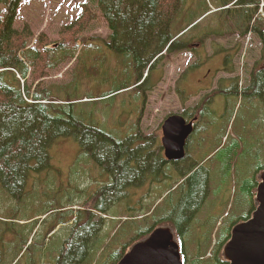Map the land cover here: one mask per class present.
Wrapping results in <instances>:
<instances>
[{"label":"trees","instance_id":"1","mask_svg":"<svg viewBox=\"0 0 264 264\" xmlns=\"http://www.w3.org/2000/svg\"><path fill=\"white\" fill-rule=\"evenodd\" d=\"M22 1L0 0V264H18L27 253L25 264H115L124 255L129 240L143 239L160 225H168L175 230L187 264H226L220 257L221 249L229 238L232 226L247 220L253 211L256 175L264 166L258 165L254 174H242L240 169L249 171L246 157L251 154L244 153L245 157H238L234 166L235 186L246 194L249 202L244 207L235 208L232 217L215 232L214 225L197 224V217L210 195L211 174L207 167L201 165L202 162L191 159V150L183 159H189L186 171L179 168L183 160L166 161L161 146L153 136H144L137 129L136 133L120 138L104 127L96 114L100 111L99 105L132 91L144 95V106L146 95L155 87L154 73L163 62L164 53L184 51L192 40L203 41L211 36L219 38L226 31L244 38L251 33L254 39L259 40L260 49L264 52V19L256 18L259 1L213 0L214 6L205 7L203 12H189L193 0H93L96 10L90 11L88 6L82 5L80 23L84 25L87 20L92 21L95 18L93 12L98 13L109 33L106 39L94 37L93 42L78 46L77 40L70 45L64 40V43L55 44L57 49L45 47L41 51L26 45L13 27ZM244 4L253 6L244 8ZM83 12L85 14L82 15ZM184 31L189 32L187 36H183L186 32L179 36ZM86 48L96 53L92 61H99L101 65L108 53L116 58L113 72L118 74L110 78L103 73L101 85L108 83V89L120 93L112 96L98 92L83 95L82 90L73 87H65L62 92L52 86L37 85L33 88L32 84L22 83L15 74L17 72L23 77L31 75L30 68L40 64L44 54H47L52 69L74 59L81 61L82 50ZM201 64L197 62L191 69ZM82 65L87 70L86 64ZM259 66H264V58L257 64ZM101 72L102 68L98 76ZM248 83L241 95L259 98L263 103V112L258 110V113H264V68L253 71ZM72 84L84 85L76 79ZM236 84L237 80L231 87H220L232 94ZM221 89L214 92L224 95L225 91ZM107 108L112 110V103L107 104ZM257 108L255 106L254 111L257 112ZM66 139H71L78 146L79 159L91 160L101 170L100 179L103 181L92 194L74 189V197L65 198V205H68L67 208L76 206L86 193L89 197L87 201H91L94 208L65 210L64 204L54 199L46 210L39 209L38 216L33 213L29 216L30 221L39 216L42 221L18 224L24 217V203L28 200L26 189L32 175V178L38 179L40 173L49 168L53 150L61 144V140ZM234 144L233 152L236 154L242 148L238 142ZM230 152L228 149L224 156L228 172L232 168ZM177 171L186 172L178 174L173 182V173L177 174ZM145 182L150 188H165L163 191L151 189L153 199L158 203L146 209L141 217L143 220L139 221L141 218L135 213L142 210L135 209L130 201ZM175 185L176 194L172 190ZM119 201L123 202L122 205L128 203L127 208H123L128 218L111 224L112 227L106 230L108 223L102 215ZM166 201H169V209L160 214L159 205ZM11 203L21 206L6 208L5 214H2L5 205ZM173 208L175 211L172 213ZM21 213V219H18ZM64 213H71V224L69 220L61 219L60 215ZM50 215L56 216L52 222L47 219ZM60 225L65 226L66 232L54 246L49 241V235ZM104 229L105 235L102 236ZM196 230H204L207 235L206 249ZM34 231L35 234L41 232L37 238L30 240ZM126 233L133 238L120 240V236ZM212 239L214 249L208 257ZM49 242L53 248L48 246ZM54 250L56 253L49 261L48 256ZM99 250L101 256L98 260L96 255Z\"/></svg>","mask_w":264,"mask_h":264},{"label":"rangeland","instance_id":"2","mask_svg":"<svg viewBox=\"0 0 264 264\" xmlns=\"http://www.w3.org/2000/svg\"><path fill=\"white\" fill-rule=\"evenodd\" d=\"M258 1L257 12L261 10L264 13V0ZM82 5L88 6L90 11L96 10L93 0H24L16 12L13 27L21 34L22 41L26 45L39 51L45 47L57 49L55 44L64 43V40L69 41L68 45L77 40L78 46L93 42L94 37H99L101 40L106 39L109 33L98 13L93 12L95 18L92 21L87 20L84 25L80 23L82 21ZM211 6H214L213 0H193L192 10L189 12H203L205 7ZM243 7L246 8L245 4ZM236 8L240 9L241 7ZM75 23L77 24L74 25ZM188 33L186 32L183 36H187ZM253 36L251 34L244 38L235 32L226 31L219 38L211 36L204 38L203 41L192 40L186 45L187 48L183 49L184 51L164 53V60L157 66V72L154 73L155 87L151 93L146 95L144 106L142 105L144 95L141 92L132 91L117 97L112 102L99 105L100 111L96 114V118L101 124L120 138L130 135L132 132L136 133L138 129L144 136H153L160 145L161 127L169 116L180 115L186 120L198 119L202 111L203 114L199 119V128L201 129L197 128L196 132L192 134L187 142L186 150L187 152L192 151V160L202 162L201 165L210 171V195L197 217V224L208 222L209 225H214L215 231H218L222 224L232 217L230 214L234 212V208L244 207L249 202L246 194L235 186L234 166L238 157H245L244 153L251 154L250 157H246L250 164L249 171L240 169L242 174H254L258 165L264 166V113H258V110L263 112V103L259 98L253 99L251 96L243 97L241 95L242 89L249 85L250 74L264 68V66L257 67V64H260L264 58V52L260 50L262 45L259 40L254 39ZM81 54V61L71 60L56 69L50 67L47 54H44L40 64L37 63L31 67V75L23 78V81L32 84L33 88L37 85L52 86L53 89L59 88L62 92L65 87H73L72 81L76 79L84 84L77 88L82 90L83 95L97 92L106 96L114 95L116 90L108 89V83L101 85V80L103 73L110 78L118 74L113 72L116 68V58L108 53L101 65L99 61H92L96 55L92 49H83ZM197 62H201V66L191 69ZM82 63L86 64L87 70ZM101 68L102 72L98 76ZM236 80L237 87H233L234 93L229 94L228 89H221V85L231 87L233 81ZM219 88L225 91L224 95L214 92ZM110 103H112V110L107 108V104ZM255 106H258L257 112L254 111ZM235 142H238L239 147L242 148L236 154L233 152ZM228 149L232 154L231 172L226 170L224 162V156L227 155ZM188 162L187 158L180 162L184 165L180 164L178 167L188 171ZM48 167L40 173L38 179L32 178L34 177L32 175L26 189L28 200L24 203V217L21 219L22 213L18 215V219H21L18 224L27 225L32 221H42L43 218L40 216L30 221L29 216L31 213L38 216L39 209L46 210L54 199L64 204L65 210L76 211L94 208L92 202L87 201L89 197L86 193L92 194L98 188L99 183L103 181L100 179L101 170L91 160L79 159L78 147L74 141L71 139L61 140V144H57L53 150V160ZM186 171L181 173L177 171V174L174 172L175 175L171 180L175 182L179 177L178 174H183ZM164 188L156 186L152 190L163 191ZM74 189L83 190L86 193L81 196L76 206L67 208L65 198L74 197ZM172 190L176 194L175 188ZM153 198V192L147 182L141 189L135 191L130 205L136 206L135 209L141 208L142 211L135 213L137 217H143L146 209L153 204L154 207L158 203ZM168 202L159 205L160 214L169 209ZM122 204L123 202L119 201L112 205L109 212L103 216L104 221L108 223L105 227L106 230H109L115 222L125 221L122 217H127V215L124 214L123 208H127L128 203ZM14 206H21V204H7L1 213L5 214L6 208ZM174 211L175 208L171 210L172 213ZM70 214L64 213L60 217L64 221H70ZM55 218V215H50L47 219L52 222ZM141 220L143 218L139 221ZM0 228L2 229L1 226ZM105 229L102 236L105 235ZM39 230L42 231L41 226ZM41 231H38L37 234L34 231L30 240L37 238ZM65 232V226H58L49 235V241L54 246L57 245L64 238ZM196 232L198 237L201 235L199 238L203 241V247L206 249L208 246L207 235L204 234V230H196ZM129 237L133 238V235L126 233L119 239L125 240ZM140 240L142 239L129 240L123 254ZM50 242L48 246L53 248ZM213 242L212 239L211 244ZM213 249L214 246H211L209 253L212 254ZM222 250L220 257L223 260ZM55 253L56 250L51 252L48 256L49 261L52 260V255ZM100 256L99 250L96 255L98 260ZM26 259H28V253L26 257L20 259L18 264H25Z\"/></svg>","mask_w":264,"mask_h":264},{"label":"water","instance_id":"3","mask_svg":"<svg viewBox=\"0 0 264 264\" xmlns=\"http://www.w3.org/2000/svg\"><path fill=\"white\" fill-rule=\"evenodd\" d=\"M192 122L179 115L162 124L161 147L166 161H180L193 133ZM255 210L247 221L232 227L222 255L227 264H264V170L257 176ZM170 226H159L134 243L117 264H184L182 249Z\"/></svg>","mask_w":264,"mask_h":264},{"label":"flooded vegetation","instance_id":"4","mask_svg":"<svg viewBox=\"0 0 264 264\" xmlns=\"http://www.w3.org/2000/svg\"><path fill=\"white\" fill-rule=\"evenodd\" d=\"M249 6H253V4H251V5H249ZM250 8H251V7H250ZM191 121H193V122H194V121H195V119H194V120H191Z\"/></svg>","mask_w":264,"mask_h":264},{"label":"bare ground","instance_id":"5","mask_svg":"<svg viewBox=\"0 0 264 264\" xmlns=\"http://www.w3.org/2000/svg\"><path fill=\"white\" fill-rule=\"evenodd\" d=\"M131 56V55H130ZM3 260V259H2Z\"/></svg>","mask_w":264,"mask_h":264}]
</instances>
